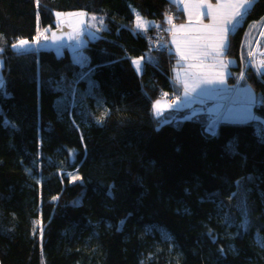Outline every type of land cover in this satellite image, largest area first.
<instances>
[{
	"label": "trees",
	"instance_id": "1",
	"mask_svg": "<svg viewBox=\"0 0 264 264\" xmlns=\"http://www.w3.org/2000/svg\"><path fill=\"white\" fill-rule=\"evenodd\" d=\"M174 6L0 0V237L12 241V250L0 246V264H143L144 255L151 264H264V245L240 218L225 220L224 202L251 174V198L264 203V75L245 74L260 101L253 121L221 122L212 135L207 112L157 117L154 102L177 90L170 79L178 60L154 48V28L135 30V18L164 27ZM79 10L107 24L87 43L90 67L68 53L11 47L53 26L55 12ZM263 17L264 0H256L231 34L228 56L238 58L247 25ZM141 56L138 74L132 59ZM260 234L264 240V225Z\"/></svg>",
	"mask_w": 264,
	"mask_h": 264
},
{
	"label": "snow or ice",
	"instance_id": "2",
	"mask_svg": "<svg viewBox=\"0 0 264 264\" xmlns=\"http://www.w3.org/2000/svg\"><path fill=\"white\" fill-rule=\"evenodd\" d=\"M172 2L182 4L183 8L180 11L187 12L188 16L187 24H174L172 15L168 14H166L165 20L170 26L167 31L172 34V43L176 45V55L179 57L177 63L183 72V75H181V72H176L174 80L183 87L184 97L189 98L193 94H196L198 89H202L203 86L224 83L223 73L213 70L227 67L220 58L227 52L230 43L229 36L253 10L256 0H216V3H212L211 0H172ZM36 3L37 7H39V0H36ZM55 15L61 24H66L67 27L72 29L71 32L67 33L68 39H78L80 26L85 23L83 18L87 16V13L83 11L69 13L56 12ZM61 17H76L78 19L73 23L71 20L65 21L60 19ZM204 17L208 18V23L204 22ZM91 20L97 21L98 18L93 15L91 16ZM98 23L103 26L104 20L100 18ZM152 25H155L154 21H147L140 13H136L135 30L147 32L148 28ZM90 26L96 27V24ZM155 26L159 27V25ZM96 30L100 31L102 29L97 27ZM45 31H48V29H45ZM260 35L264 36V31L260 32ZM41 38L46 41L51 39L53 43H56L61 41L63 36H57L53 32L51 37H49L40 33L38 29L36 37L31 42L21 38L15 43H12L11 47L14 50L27 51L30 43L39 44ZM2 51L3 49H0V52ZM248 55L255 58L256 53L249 51ZM260 55L264 56V53H260ZM209 59L213 63H205ZM144 61L145 57L143 56L132 59V64L138 74L144 70ZM181 61L185 63H181ZM259 65L260 69L264 70V59L259 61ZM241 78H244L243 73H241ZM163 95L166 97L168 93H164ZM179 99L180 97L177 96V101ZM249 104H251V100ZM167 107L171 108L174 105H167ZM153 110L157 117L163 114L160 100L154 102ZM245 119H255L252 116L250 107L245 109ZM97 122L99 123L100 121L98 120ZM206 131L209 134L215 135V125L210 124ZM68 175L72 182L81 179L79 175L71 173ZM53 199H57V197ZM245 216L246 221L242 227L246 228L247 213H245ZM34 223L39 224L40 222L37 221ZM42 235L43 229L41 228Z\"/></svg>",
	"mask_w": 264,
	"mask_h": 264
},
{
	"label": "rangeland",
	"instance_id": "3",
	"mask_svg": "<svg viewBox=\"0 0 264 264\" xmlns=\"http://www.w3.org/2000/svg\"><path fill=\"white\" fill-rule=\"evenodd\" d=\"M173 4V3H172ZM174 9H177L174 6ZM81 11V10H79ZM79 11H69V12H79ZM59 12V11H58ZM69 12H61V13H69ZM56 13V12H55ZM87 13V12H85ZM94 14H88L85 16L83 19L85 20V23L80 26V35L78 39L76 40H70V42H63L59 41V43L56 44L55 47L53 48H47L49 44L52 42L51 39L49 40H44L41 38L40 43H30V47L28 48L27 51H19V53H28V51H33L35 53L40 52L41 50H46L50 52H54L56 56L60 57L61 55H65L66 53L72 55V58L74 62L78 65L81 66V68H88L91 65V57L90 55L86 52V47L87 43L89 41H92V39H98L102 36L103 31L107 29V24L104 22L103 26L99 25L98 20L103 17H98L97 21H92L91 16ZM173 17V23L177 24L179 20H182V17L180 16V12H172L171 14ZM264 18V17H263ZM60 19H63L65 21L71 20L73 23L76 22L78 18L76 17H61ZM145 20H147L144 17ZM136 20V18H135ZM150 21V20H147ZM256 21V23H254ZM252 22L251 26L247 25L245 30H252L251 32V39L249 44H245L246 49L244 50L243 56L241 58V62L239 58H236V62L240 65V71L237 73L236 72V82L231 84L230 77L235 73L234 69L232 68V74L231 76L228 77V83L229 87H227L228 93H226L223 97V105L221 110L218 112L219 114H213L211 116V120L209 123L215 121L217 123H242L244 124L245 122L253 121L252 119H245V109L249 108L251 109L252 116L254 117L255 115V108L257 107V102H260L258 99H255L251 101V104L247 103L246 101H240V98L238 97L237 94V89L238 87L241 88L240 86L244 85L245 83H248L245 80V74L246 71L251 69L252 65V72L256 74L257 77H261L264 75V70L260 69L259 61L264 59V56H261L260 53H264V36L260 35V32L264 31V19L262 22L261 20H255ZM96 24V27H91L90 25ZM155 25H158L155 22ZM155 25H152L148 28L152 29L154 28V33L151 34L148 38L149 41H151L154 45V48L157 49L158 51L162 52H171L170 51V46H169V35L171 32L167 31V29L170 27L167 23L164 27L159 25V27H156ZM67 27L66 24H61L58 20V18L55 15V21L52 25H48L47 27H40L39 31L43 35H47L51 37L53 32H57L60 28H65ZM101 28L102 30L97 31L96 28ZM69 28V27H68ZM45 29H48V31H45ZM37 35V34H36ZM35 35V37H36ZM30 42L33 39H27ZM254 40V41H253ZM0 49H3L2 52H0V83L2 85L1 91H5L4 87L6 86V80L4 78V71H3V65L6 59L3 58L5 48L0 47ZM249 51H252L256 53L255 58L250 57L248 55ZM174 54V53H173ZM245 60V61H244ZM86 61V62H84ZM251 61V65L250 62ZM242 63V65H241ZM249 64V65H247ZM241 73L244 74V78H241ZM175 75L173 78H171V82L175 83L177 87H180V89L183 90V87L178 84L174 80ZM248 85L251 86V84L248 83ZM176 87L177 90L175 92H170L167 96L171 95L170 98L174 101L173 104H175L177 110H187L188 108H183L184 106L188 107V105H180V91ZM243 87V86H242ZM241 95H247V90L246 88H243ZM253 90V88H252ZM166 96V97H167ZM177 96L180 97L179 101H177ZM250 96V95H249ZM163 99H165V96H163L162 99H159L161 101V109L162 111L167 108V105L164 103ZM251 100V97H250ZM249 100V101H250ZM180 108V109H179ZM193 109L200 110L203 112H207L208 106L205 102H200L197 105H193ZM209 114V113H208ZM209 116V115H208ZM209 116V117H210ZM5 124L10 125L8 121H4ZM207 128V127H206ZM256 181L255 176L248 174L246 177L241 178L240 180L237 181L236 183V191L232 193L226 200H224L226 209H227V214L225 220L228 222H236L238 221L237 219H241V224L244 225L246 221V216L245 213H247V227H243V230L245 233L248 235L250 240H253L255 244H259L260 246L264 245V240L260 234L261 228L264 225V203L262 200L256 201L253 198H251L250 191H249V186ZM216 194V193H215ZM217 194H219L217 192ZM236 194V195H233ZM220 195V194H219ZM231 197V199H230ZM12 241L6 238L0 237V246H8L9 249L12 250ZM152 257L144 255L143 258V264H151Z\"/></svg>",
	"mask_w": 264,
	"mask_h": 264
},
{
	"label": "crops",
	"instance_id": "4",
	"mask_svg": "<svg viewBox=\"0 0 264 264\" xmlns=\"http://www.w3.org/2000/svg\"><path fill=\"white\" fill-rule=\"evenodd\" d=\"M170 1L172 2V0H170ZM211 2L212 3H216V0H211ZM173 4L177 8V11L179 10V12L182 13V16H181L182 20H179L177 22V25H179V24H187V22H188L187 12L180 11V9L183 8V5L179 4V3H173ZM245 18L241 21V23L237 26V28L233 32H235L238 28L241 27V25L245 21ZM203 19H204L205 23L209 22L208 18L204 17ZM231 34H230V36H231ZM230 36H229V40H231ZM172 40H173V37H172V34L170 33V35H169L170 51H172L174 53L175 57L178 60L179 57L176 55V45L172 43ZM229 45H230V43H229ZM228 49H227V52H228ZM245 49L246 48L244 46H242V51L243 52H244ZM227 52L225 53L224 56H222L220 58L223 61V63L225 65H227V67H225V68H217V69L213 70V71H220V72L223 73L224 83L223 84H213V85L203 86L202 89H198L197 93L193 94L189 98H185L184 97L183 90L181 89V92H180L181 99H180L179 104L180 105H188V107L184 106L181 109H184V108L191 109V108H193V105H197L198 103L203 101L208 106L207 113H209V115L219 114L218 112L221 110L222 105H223V101H222L223 97H224V95L226 93H228L227 87H229V83H228L227 79L232 74L233 66H235L237 64L235 58H233V57L231 58L230 56H228ZM242 55H243V53H242ZM181 63H185V62L181 61ZM205 63H213V61L211 59H209V60H206ZM173 72L175 73V75H176V72H181V75H183V72L180 69V66L175 68L173 70ZM242 86H240L241 88L238 87V89L236 90L237 94H238V97L240 98V101H246L247 103H249L250 97H251V101H252V100L255 99V96H256V99H257L256 92L254 90H252V87H250V85H248V83H245ZM243 88H246V90H247L246 94L247 95H244V96L241 95L242 91H244V90H242Z\"/></svg>",
	"mask_w": 264,
	"mask_h": 264
},
{
	"label": "bare ground",
	"instance_id": "5",
	"mask_svg": "<svg viewBox=\"0 0 264 264\" xmlns=\"http://www.w3.org/2000/svg\"><path fill=\"white\" fill-rule=\"evenodd\" d=\"M255 21V20H254ZM254 21H252V22H254ZM252 22L251 23H249L248 25H250L251 26V24H252ZM250 31L251 30H245V33H244V35H243V40H242V43H241V46H240V50H239V56H238V58L240 59V62H241V58H242V46H244L245 47V44L247 43V44H249L250 43V39H251V34H250ZM246 48V47H245ZM245 61V60H244ZM250 63V65H251V61L249 62ZM241 65H242V63H241ZM247 65H249V64H247ZM240 66V65H239ZM251 69H252V65H251ZM253 70V69H252ZM170 96L171 95H169V96H167V97H165V99L163 100L164 101V103L166 104V105H174V107H171V108H169V107H167V108H165L163 111H162V115H160V116H167V114H168V112L171 110V109H175L176 107V105L175 104H173V100L170 98ZM257 104H258V102H257ZM210 120H211V117H210ZM209 120V121H210ZM209 121L207 122V128L209 127V125L210 124H214L215 125V130H217V128H218V126L220 125L219 123H217V122H215V121H213V122H211V123H209ZM206 128V129H207Z\"/></svg>",
	"mask_w": 264,
	"mask_h": 264
},
{
	"label": "water",
	"instance_id": "6",
	"mask_svg": "<svg viewBox=\"0 0 264 264\" xmlns=\"http://www.w3.org/2000/svg\"><path fill=\"white\" fill-rule=\"evenodd\" d=\"M71 31H72L71 28L65 27V28H60V29L56 32V34H57V36H63V39H62L61 41H63V42H64V41H65V42H70V40L68 39L67 33L71 32ZM57 43H59V41L56 42V43L51 42L47 48H48V49H49V48H53V47L56 46Z\"/></svg>",
	"mask_w": 264,
	"mask_h": 264
},
{
	"label": "built area",
	"instance_id": "7",
	"mask_svg": "<svg viewBox=\"0 0 264 264\" xmlns=\"http://www.w3.org/2000/svg\"><path fill=\"white\" fill-rule=\"evenodd\" d=\"M254 23H256V21H255ZM252 31H253V29L250 31V34H252V33H251Z\"/></svg>",
	"mask_w": 264,
	"mask_h": 264
}]
</instances>
